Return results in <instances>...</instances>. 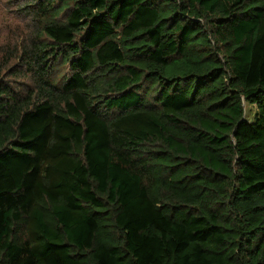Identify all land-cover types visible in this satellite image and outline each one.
<instances>
[{"label":"trees","instance_id":"obj_1","mask_svg":"<svg viewBox=\"0 0 264 264\" xmlns=\"http://www.w3.org/2000/svg\"><path fill=\"white\" fill-rule=\"evenodd\" d=\"M18 12L0 30V264H264V0Z\"/></svg>","mask_w":264,"mask_h":264},{"label":"rangeland","instance_id":"obj_2","mask_svg":"<svg viewBox=\"0 0 264 264\" xmlns=\"http://www.w3.org/2000/svg\"><path fill=\"white\" fill-rule=\"evenodd\" d=\"M20 14L18 12V0H0V30L2 29L5 33H9L11 29L22 28L20 25L23 23ZM20 25H17V24ZM5 27H8L5 29ZM246 118L251 121L253 120L256 107L245 104Z\"/></svg>","mask_w":264,"mask_h":264}]
</instances>
